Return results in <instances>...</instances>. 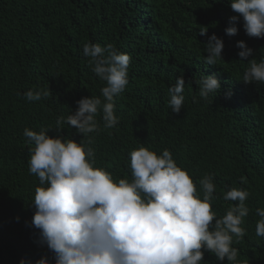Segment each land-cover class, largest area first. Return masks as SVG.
Here are the masks:
<instances>
[{"label": "trees", "instance_id": "obj_1", "mask_svg": "<svg viewBox=\"0 0 264 264\" xmlns=\"http://www.w3.org/2000/svg\"><path fill=\"white\" fill-rule=\"evenodd\" d=\"M235 15L230 0H0V264H36L53 253L39 243L32 226L33 200L39 178L29 172L30 149L25 128L83 141L94 149V167L113 180L131 181L130 152L141 145L158 155L168 149L186 170L203 198L199 181L213 177L212 210L217 218L238 204L224 200L233 188L249 193V213L233 235L236 262L217 260L205 252L201 264H264V237L257 236L264 209V82L244 83L249 60L264 57V38L225 29ZM207 30L206 36H200ZM212 34L222 38V58L205 62V44ZM243 40L253 56L241 60L236 47ZM87 43L111 44L131 56L129 83L114 97L119 122L106 128L102 111L96 131L81 135L57 118L77 109L83 97H100L106 86L83 54ZM214 75L219 90L208 98L197 83ZM184 76L185 97L177 114L169 106V88ZM49 89L47 98L28 101V90ZM91 144H88V141Z\"/></svg>", "mask_w": 264, "mask_h": 264}, {"label": "clouds", "instance_id": "obj_2", "mask_svg": "<svg viewBox=\"0 0 264 264\" xmlns=\"http://www.w3.org/2000/svg\"><path fill=\"white\" fill-rule=\"evenodd\" d=\"M235 13L225 29L229 37L238 33L243 20L246 35L264 38V0H230ZM206 36L207 30H201ZM205 62L215 65L222 58L224 42L212 34L205 44ZM238 56L248 60L253 49L237 41ZM83 54L91 58L93 71L106 86L100 97H83L74 113L57 118V131L62 122L75 127L81 135L96 131V116L102 111L106 128L114 127L119 118L114 114V97L129 83L131 56L113 45L87 43ZM243 74V82H264V57ZM184 76L176 78L169 88V106L179 113L185 97ZM199 95L207 99L220 89L214 75H203L197 82ZM49 89L28 90V101L47 98ZM49 129L36 132L25 128L24 136L35 147L30 149L29 172L39 178L33 206L32 226L39 230V243L53 253L50 260L41 257L36 264H201L205 252L217 260L236 262L238 251L232 247L233 235L242 238L240 226L249 213L245 201L247 190L233 188L224 200L238 201L226 214L217 218L211 204L215 185L211 175L199 181L203 198L186 170L177 165L172 153L164 149L159 155L141 145L130 152L132 179L113 180L112 174L94 167V149L81 140L48 135ZM91 144V141H88ZM256 234L264 237V209H257ZM20 264H26L21 259ZM206 264V262H205ZM241 264V262H237Z\"/></svg>", "mask_w": 264, "mask_h": 264}]
</instances>
